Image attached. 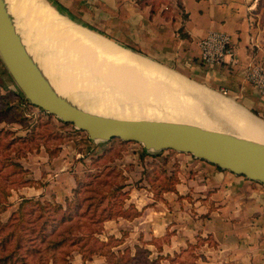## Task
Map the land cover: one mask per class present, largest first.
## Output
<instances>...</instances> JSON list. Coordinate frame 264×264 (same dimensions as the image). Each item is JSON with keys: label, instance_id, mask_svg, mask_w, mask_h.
I'll list each match as a JSON object with an SVG mask.
<instances>
[{"label": "rangeland", "instance_id": "obj_1", "mask_svg": "<svg viewBox=\"0 0 264 264\" xmlns=\"http://www.w3.org/2000/svg\"><path fill=\"white\" fill-rule=\"evenodd\" d=\"M119 2L117 9L116 0H46L43 8L25 10L20 18L33 33L36 44L44 54L48 53L44 57L47 62H57L58 78L68 86H86L88 82L74 73L63 55L67 52L65 49L69 51V47L74 46L59 43L62 36L57 25L49 22V9L57 10L55 13L73 22L91 38L109 45L114 52L142 59L157 69L163 76L147 70L148 79L158 80L168 90L175 88L171 81L179 79L211 96L240 104L232 93H223L219 82L208 77V73H216L214 67L199 62L198 69H192L174 58L154 55L153 49L140 46L138 41L124 40L121 27L108 25L114 14H123L124 0ZM103 82L101 77L99 85H104ZM90 95V101L94 102V94ZM24 96L0 57V205H5L0 210V221L6 222L3 230L0 227V264H82L78 259L84 263L93 260L90 264H204L212 256L210 250L205 253L203 248L213 249L219 240L213 232L203 234L209 222L206 214L198 215L202 211L195 209L194 201L192 204L171 201L166 195L170 191L178 193L177 181L164 183L162 170L168 175H177L174 166L179 161L162 159L156 171L152 163H146L148 159L141 161L142 143L126 144L115 138L95 141L87 131L27 102ZM199 102L206 115L221 128L234 130L227 118L219 114L218 103L201 99ZM156 108L152 105L149 109ZM244 108L264 124L257 110ZM124 112L122 115L131 116ZM137 115V118H162L145 112H137ZM165 150L171 149L159 153ZM155 174L159 178L152 184L149 177ZM156 192L159 199L154 201ZM146 197L152 204L144 210V216L163 218L166 228L161 234L150 229L148 221H142L139 206L147 202ZM23 199L30 201L24 205L25 217L19 219V215L13 213ZM57 204L66 208V215L70 217L67 222L59 223L62 209ZM35 217L49 218L45 237L40 231H31L30 220ZM11 221L17 222L15 236L21 238L4 241L3 234L16 229ZM179 239L181 244L170 247ZM95 257L99 259L94 260ZM16 258L17 261H13Z\"/></svg>", "mask_w": 264, "mask_h": 264}, {"label": "crops", "instance_id": "obj_2", "mask_svg": "<svg viewBox=\"0 0 264 264\" xmlns=\"http://www.w3.org/2000/svg\"><path fill=\"white\" fill-rule=\"evenodd\" d=\"M116 1L118 9L120 2ZM123 5V14H114L108 25L121 27L124 40L138 41L140 46L153 49L154 55L174 58L192 69L203 62L199 45L203 36L212 30L230 33L236 61L210 65L216 73H208V77L232 93L242 107L263 113L264 99L246 69L252 61L264 62V0H124ZM160 151L143 147L141 161L148 159L152 169L162 159L179 161L174 166L178 193H166L168 199L194 201L195 209L202 211L198 215L205 213L209 218L203 234L213 232L219 240L217 247L203 248L212 255L204 264H264V184L188 152ZM156 194L154 201L159 199ZM145 199L147 202L139 206L142 221L161 234L166 228L163 218L144 216L152 204ZM92 262L78 259L82 264Z\"/></svg>", "mask_w": 264, "mask_h": 264}, {"label": "bare ground", "instance_id": "obj_3", "mask_svg": "<svg viewBox=\"0 0 264 264\" xmlns=\"http://www.w3.org/2000/svg\"><path fill=\"white\" fill-rule=\"evenodd\" d=\"M44 3H46V0H9L10 9L16 15L24 40L54 82V85L60 92L69 95L86 109L101 114L127 118H137V112H145L162 117L161 119L184 120L204 127L223 129L214 119L206 115L200 106L199 101L201 99L210 103L211 101L218 103L217 110L219 114L224 115V118H227L228 123L234 128L231 131L264 141V124L240 104L216 95L211 96L206 91L192 86L189 82L182 83L179 79L171 81L175 88L172 87V91L168 90L162 84H159L158 80L152 79L151 81L148 79L149 76L147 74L150 72H147V70L158 74V76L162 75L157 69L147 65L142 59L114 52L109 45L91 38L86 32L76 27L73 22L60 16V13H55L57 10L52 12L49 9L50 11L48 10L47 12L50 19L49 22L52 26L57 25L60 30H58L60 36H62V40H59V43L63 45V43L68 42V45L71 44L75 47H69V51L65 49L67 52H63V55L67 58L74 73L81 75V77L83 76L88 82L86 86L77 85L78 87H73L69 83V86L64 84L58 78L60 69L57 62H51V60H49V63L47 62L44 57L48 53L44 54L43 50L36 44L33 33L28 30L29 28L25 27L24 20L20 18L25 13V10L30 11V9H33L38 11ZM57 33L56 31V35ZM101 77L105 82H103L104 85L100 86ZM72 81L75 82V80ZM118 81H122L121 84ZM79 87L81 91L77 90ZM91 93L94 94V102L90 101V98H92ZM198 97L200 99H197ZM152 105L157 108L149 109ZM104 106H107V108H104ZM209 106L211 105L209 104ZM124 111L129 112L131 116L122 115Z\"/></svg>", "mask_w": 264, "mask_h": 264}, {"label": "water", "instance_id": "obj_4", "mask_svg": "<svg viewBox=\"0 0 264 264\" xmlns=\"http://www.w3.org/2000/svg\"><path fill=\"white\" fill-rule=\"evenodd\" d=\"M0 57L32 104L87 131L95 141L119 137L150 151L188 152L264 184V141L186 121L101 114L60 92L24 40L9 0H0Z\"/></svg>", "mask_w": 264, "mask_h": 264}, {"label": "built area", "instance_id": "obj_5", "mask_svg": "<svg viewBox=\"0 0 264 264\" xmlns=\"http://www.w3.org/2000/svg\"><path fill=\"white\" fill-rule=\"evenodd\" d=\"M199 45L201 59L208 65L224 62L233 63L236 61V51L233 46L232 36L228 32L212 30L200 39ZM246 73L264 99V62H250ZM221 90L225 94L228 93L226 88H221ZM261 116L264 119V111Z\"/></svg>", "mask_w": 264, "mask_h": 264}, {"label": "trees", "instance_id": "obj_6", "mask_svg": "<svg viewBox=\"0 0 264 264\" xmlns=\"http://www.w3.org/2000/svg\"><path fill=\"white\" fill-rule=\"evenodd\" d=\"M25 97V96H24ZM27 102L29 101L28 100V98H24ZM115 139H118V140H120L121 142H124V143H126V144H128L130 141H127V140H123L122 138H119V137H116ZM174 150V149H173ZM218 166V165H217ZM154 169L156 170V171H159V166L158 165H156V166H154ZM148 175V174H147ZM146 175V176H147ZM162 175H163V178H164V183H166V181H168V182H174L175 183V181H177L178 180V177H177V175H168V173L165 171V170H162ZM157 178H159V176H157L156 174H155V176L154 177H149V180L151 181V183L152 184H155V181L157 180ZM171 185V184H170ZM117 188H120V185L119 186H117ZM173 188V187H172ZM26 201H30V200H28V199H23L21 202H20V206H19V209H17L14 213H13V215L14 216H17V215H19V219H21L23 216L25 217V209H24V205H25V203H26ZM57 207H59L60 209H62V214L59 216V219L58 220H60L59 221V223H64V222H67L68 220H69V216H67L66 215V213H67V211L65 210L66 208H63V206L61 205V204H57L56 205ZM0 210L2 209H4L5 208V205L3 204V205H0ZM19 212V213H18ZM30 222L32 223V228H31V231L32 232H35V233H37V232H41L43 235H44V237H45V234H46V225H47V222H48V224L50 225V221H49V218L47 219V218H43V219H41V218H39V217H35V218H31V220H30ZM11 223H14V226L16 227V229L15 230H8L5 234H3V240L4 241H10V242H13V241H16L17 239H19V238H21V236H19V235H16L15 236V233H16V230H17V228H18V224H17V222H14V221H11ZM55 224H56V222H55ZM0 227L2 228V230L6 227V222H1L0 221ZM5 232V230L2 232V233H4ZM14 234V235H13ZM59 244H60V240H59ZM16 245L18 246L19 245V242H16ZM33 248H35V247H33ZM11 253H12V251H11ZM10 253V254H11ZM9 254V255H10ZM19 259V258H18ZM17 261V258L16 259H14L13 261Z\"/></svg>", "mask_w": 264, "mask_h": 264}]
</instances>
